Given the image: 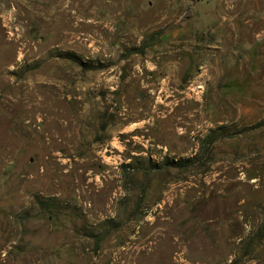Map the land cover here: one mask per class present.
I'll return each mask as SVG.
<instances>
[{"label": "rangeland", "instance_id": "obj_1", "mask_svg": "<svg viewBox=\"0 0 264 264\" xmlns=\"http://www.w3.org/2000/svg\"><path fill=\"white\" fill-rule=\"evenodd\" d=\"M0 264H264V0H0Z\"/></svg>", "mask_w": 264, "mask_h": 264}, {"label": "trees", "instance_id": "obj_2", "mask_svg": "<svg viewBox=\"0 0 264 264\" xmlns=\"http://www.w3.org/2000/svg\"><path fill=\"white\" fill-rule=\"evenodd\" d=\"M189 163H193L192 160H182L176 164V167L185 168V167L190 166V165H188ZM38 204L40 205L42 211H44V212L47 210H51L53 207V205L45 204L42 201H38Z\"/></svg>", "mask_w": 264, "mask_h": 264}, {"label": "bare ground", "instance_id": "obj_3", "mask_svg": "<svg viewBox=\"0 0 264 264\" xmlns=\"http://www.w3.org/2000/svg\"><path fill=\"white\" fill-rule=\"evenodd\" d=\"M64 9V8H63Z\"/></svg>", "mask_w": 264, "mask_h": 264}]
</instances>
